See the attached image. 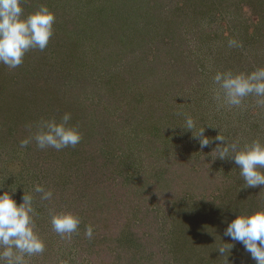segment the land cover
Wrapping results in <instances>:
<instances>
[{"label": "rangeland", "instance_id": "1", "mask_svg": "<svg viewBox=\"0 0 264 264\" xmlns=\"http://www.w3.org/2000/svg\"><path fill=\"white\" fill-rule=\"evenodd\" d=\"M41 4L55 14L47 48L0 64V191L33 196L45 249L30 264H255L239 243L228 258L217 249L234 243L223 233L236 214L264 209V189L183 131L191 115L193 132L264 142L255 97L219 107L213 82L264 67V0H23L24 15ZM64 113L75 147L20 146ZM50 209L80 218L70 240Z\"/></svg>", "mask_w": 264, "mask_h": 264}, {"label": "clouds", "instance_id": "2", "mask_svg": "<svg viewBox=\"0 0 264 264\" xmlns=\"http://www.w3.org/2000/svg\"><path fill=\"white\" fill-rule=\"evenodd\" d=\"M23 0H0V64L8 69H16L23 62L29 50L44 51L53 35L55 14L46 4L28 15H24ZM229 46L242 47L236 40H229ZM213 82L218 86L214 99L219 107H241L246 98L255 97V104L264 108V67L250 73H233L231 70L217 72ZM71 113H64L58 122L55 119L41 120L37 130L29 139L20 142L27 147L34 139L40 149L54 148L60 151L69 146L75 147L82 139L76 127L71 126ZM185 125L191 138L195 139L202 151L214 144L207 155L216 160L230 161L239 169L247 188L264 189V142L259 139L245 143L228 142L218 133L214 138L205 135L207 128L193 132L196 123L191 115H185ZM203 152V151H202ZM3 187H0L2 190ZM14 191H0V264H30L29 257L44 252V241L35 231L36 215L33 196L23 193L22 201L17 204L13 199ZM33 191L40 199L50 201L53 192L43 185H34ZM50 222L54 232L62 239H71L78 233L81 220L71 212L49 210ZM85 236H93L92 226H86ZM223 236L234 243L224 242L217 252L227 258L232 254L235 243L243 246L245 252L255 261L264 264V209L251 214H241L227 223ZM230 245V247L228 246Z\"/></svg>", "mask_w": 264, "mask_h": 264}]
</instances>
